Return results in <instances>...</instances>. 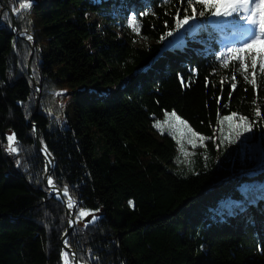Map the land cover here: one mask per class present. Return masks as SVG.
Listing matches in <instances>:
<instances>
[{
    "label": "trees",
    "instance_id": "16d2710c",
    "mask_svg": "<svg viewBox=\"0 0 264 264\" xmlns=\"http://www.w3.org/2000/svg\"><path fill=\"white\" fill-rule=\"evenodd\" d=\"M177 8L182 18L180 0H0V264H63L67 209L46 186L34 125L56 162L51 179L76 202L68 245L81 263L264 264V73L258 64L252 85L237 61L216 59L232 18L206 14L202 30L191 21L162 40ZM18 34L34 37V55ZM232 111L254 122L248 149L208 140L192 171L154 126L175 112L212 137L218 112Z\"/></svg>",
    "mask_w": 264,
    "mask_h": 264
},
{
    "label": "snow or ice",
    "instance_id": "6c2138e0",
    "mask_svg": "<svg viewBox=\"0 0 264 264\" xmlns=\"http://www.w3.org/2000/svg\"><path fill=\"white\" fill-rule=\"evenodd\" d=\"M165 4L171 3L172 0H164ZM181 6L184 11V15L181 18L180 8H177V11L173 17L174 26L173 28L166 31L164 36L161 37L163 40L165 37L173 36L174 32H178L181 29H184L186 25H189L191 21H195L197 16L204 17L206 14H210L211 17H223V18H232L228 21L227 26H231L236 30V35L240 37L239 45H233L226 47L224 51L219 52L216 56V59L220 61V64L227 68L230 61H237L238 67L236 71H239L244 75V79L252 84H256L255 73L257 65L259 64L260 73H264V0H180ZM30 5H22L23 9L28 8ZM199 8V11H198ZM144 13L143 15H147ZM137 25V17L133 16L129 19V26L132 27V30L140 35L139 28ZM165 27L167 28V21H165ZM144 38V37H142ZM31 39V37H29ZM251 67L253 70L251 75L252 79L249 80L248 68ZM232 80L235 81V72L232 74ZM181 83L184 84V78L180 77ZM223 79L221 83H223ZM207 86V78H206ZM236 83H231V89L235 90ZM229 98H231V92L229 93ZM220 100L217 98V103ZM255 115L257 117L261 116L260 110H255ZM168 116V114H166ZM174 118V120H173ZM169 120H173V126L175 123H178L183 127L186 132V135L183 137L187 144L191 145L193 149L197 147H206V140H213L219 138L220 143L225 141L229 143H235L241 136L245 133L252 130L253 121H250L248 117L238 114L236 111L230 112L228 115L219 116L217 118V124L223 125L227 122L228 132L224 133L223 128H218L216 131L220 132V137H216L215 131L212 137H205L197 133L186 120H183L181 117L177 116L175 112H172L170 116L165 120V123H169ZM158 129H161V125L157 122L155 125ZM162 131V129H161ZM170 135H174L172 132ZM175 138V136H174ZM16 143L15 134L8 136V151L15 153L18 151V148L14 146ZM178 151L184 157L182 163L188 165V170L192 171L191 164L193 161L189 159L194 153H190L183 143L177 141ZM47 183L55 189V184L51 177L48 178ZM63 195L68 197V207L72 208L75 201L69 195V188L64 186ZM131 205V201L129 202ZM90 215V213L80 212V217H85ZM96 217L92 216V221ZM91 222V221H90ZM67 246V241H65ZM67 256V253H64Z\"/></svg>",
    "mask_w": 264,
    "mask_h": 264
},
{
    "label": "rangeland",
    "instance_id": "374dc122",
    "mask_svg": "<svg viewBox=\"0 0 264 264\" xmlns=\"http://www.w3.org/2000/svg\"><path fill=\"white\" fill-rule=\"evenodd\" d=\"M41 1V4L42 5H48L49 4V2H50V0H40ZM144 1V0H143ZM144 2H140V5H142ZM130 18L132 17L131 15L129 16ZM90 20H91V23L92 24H96V32H99L100 34H103V33H105L106 31V29L108 28V27H111L109 24H107V23H105L104 21H103V19H101V17L100 16H98L97 14H95V13H90ZM129 20V19H128ZM207 24V22L204 20V18L203 17H199V16H197V19L195 20V26H196V28L197 29H200V30H202L204 27H205V25ZM13 31H14V33L15 32H17V26L16 25H14L13 26ZM112 31H114V32H116L117 34L118 33H120V29L118 28V27H116V26H112ZM18 36L19 37H25L26 38V41L28 42V43H30L31 44V48H32V55H34V53H35V51H36V44L34 43V37L33 36H29V35H27V34H18ZM29 37H31V39H29ZM237 38V37H236ZM238 40H240V38H237ZM235 42V40H233V41H231V43H230V45H226L225 43L226 42H224V44H223V46H224V50L226 49V47H229V46H233L234 43ZM229 43V42H228ZM33 44H35V48L33 47ZM137 44H139V45H146V44H149V42H147V41H145V40H139L138 42H137ZM29 69H31V73L29 72V75H30V78H32L33 79V71H32V67L31 66H29ZM32 74V75H31ZM35 87H36V91L39 93V94H41L42 93V87H41V85L38 83V82H36L35 81ZM117 90V88H115V87H111V86H109V87H106V88H104L102 91H101V94L102 95H109V94H112V93H114L115 91ZM49 90H45V93L44 94H46L47 95V98H48V96L50 97L49 99L52 101L55 97L53 96V94H54V92H53V94H51L50 92H48ZM47 92V93H46ZM168 114V116H170V114L171 113H167ZM168 116H165V118H164V120H162V121H160L159 123H160V125H161V129H162V131H161V129H158L157 127H155V129H156V131H157V136L158 137H160L161 136V134L162 133H170V132H172L173 134H174V136L176 137V140L178 141H180V143H183L184 144V147L190 152V153H194V155H192L191 157H189V159H192L198 152H200V151H202V149H203V147H197V148H195V149H193L192 147H191V145H189V144H187V142H186V140L183 138L185 135H186V132H185V130L183 129V127L181 126V125H179L178 123H175L174 124V126H173V120H174V118H173V120H169V123H165V120L168 118ZM223 128V130H224V133L225 134H227V132H228V128H227V122H225L223 125H219L218 126V128ZM220 132L219 131H217L216 132V137H220ZM251 131H249V132H247V133H245L243 136H241L238 140H236V142L235 143H229V142H227V141H225L224 143H220V139L219 138H217V139H215V146L217 147V148H221L222 146H224V145H226V146H228V148H233V147H235V148H239V150H241L242 151V153L243 152H245L247 149H248V147H249V145L251 144L250 143V141H251ZM208 140H206L205 141V144H206V142H207ZM184 160V157L181 155V153L178 151V159H177V164H179V165H185V163H182V161ZM47 186V185H46ZM52 193H53V191H51ZM66 200L68 201V197H66ZM67 206H68V204H67ZM74 207H75V204L73 205V207L72 208H69V210H70V212L72 213L73 212V210H74ZM67 209V208H66ZM75 216V215H74ZM67 218H68V228L73 224V221L71 222V220H70V216H68V213H67ZM75 219H76V217H75ZM76 224H77V221H76ZM76 226V225H75ZM68 230V229H67ZM67 232V231H66ZM65 235H66V233H65ZM65 235H64V237H65ZM70 236V235H69ZM64 237H63V241H62V243H63V247H64V245H65V241H64ZM68 239H69V237H68ZM68 239L66 240L67 241V247H69V248H71L69 245H68ZM66 246V245H65ZM72 249V248H71ZM73 250V249H72ZM74 251V250H73ZM75 252V251H74ZM64 253H67V256H65L64 255ZM76 253V252H75ZM77 255V254H76ZM77 258H78V256H77ZM79 261V260H78ZM62 262H63V264H75V262H74V258H73V256L70 254V253H68L65 249H64V252H63V260H62ZM80 262V261H79ZM81 263V262H80ZM81 264H83V263H81Z\"/></svg>",
    "mask_w": 264,
    "mask_h": 264
},
{
    "label": "water",
    "instance_id": "95a60500",
    "mask_svg": "<svg viewBox=\"0 0 264 264\" xmlns=\"http://www.w3.org/2000/svg\"><path fill=\"white\" fill-rule=\"evenodd\" d=\"M33 47L35 48V44H33ZM29 72L31 73V69H29ZM32 75V74H31ZM34 130L36 132V137H37V146H38V149L40 150V152L44 155V157L46 158V162H47V173L45 175V183L47 185V187L51 190V191H55L53 193V196L54 198L58 199L59 201H61L67 208V213H68V216H71L72 215V220H73V224L68 228L67 232H66V235L64 237V241H66L69 237V235L73 232L74 228H75V225H76V219H75V207H74V210L73 212L71 213L68 206H67V203L68 201L66 200V197L63 195V192L58 189L56 186H55V189L50 186L48 183H47V180L49 177H51V174L53 172V170L55 169L56 167V162L55 160L52 158V156L45 150V148L42 146L41 144V141H40V138H39V132H38V127L36 125H34ZM76 205V202L74 203ZM64 249L70 253L73 258H74V262L75 264H81L79 261H78V258H77V255L76 253L69 247L65 246L64 245Z\"/></svg>",
    "mask_w": 264,
    "mask_h": 264
},
{
    "label": "bare ground",
    "instance_id": "6f19581e",
    "mask_svg": "<svg viewBox=\"0 0 264 264\" xmlns=\"http://www.w3.org/2000/svg\"><path fill=\"white\" fill-rule=\"evenodd\" d=\"M54 192H55V191H53V193H54ZM67 204H68V203H67ZM72 215H73V214H71V216H70V220H71V222L73 221V220H72Z\"/></svg>",
    "mask_w": 264,
    "mask_h": 264
}]
</instances>
